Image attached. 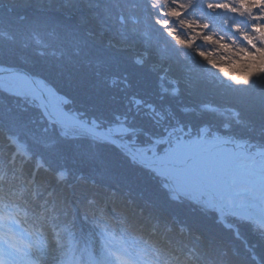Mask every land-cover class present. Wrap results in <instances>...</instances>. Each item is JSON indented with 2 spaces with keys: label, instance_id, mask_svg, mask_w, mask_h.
Masks as SVG:
<instances>
[{
  "label": "trees",
  "instance_id": "trees-1",
  "mask_svg": "<svg viewBox=\"0 0 264 264\" xmlns=\"http://www.w3.org/2000/svg\"><path fill=\"white\" fill-rule=\"evenodd\" d=\"M214 34L224 40L207 43ZM0 65L40 77L99 126L124 120L141 144L182 123L264 146V0H0ZM153 173L0 88V201L28 210L16 218L39 230V264L63 263L78 235L117 264H264L263 229L225 226Z\"/></svg>",
  "mask_w": 264,
  "mask_h": 264
},
{
  "label": "bare ground",
  "instance_id": "bare-ground-1",
  "mask_svg": "<svg viewBox=\"0 0 264 264\" xmlns=\"http://www.w3.org/2000/svg\"><path fill=\"white\" fill-rule=\"evenodd\" d=\"M1 80L9 81L15 92L33 98L36 97V88L41 87L42 95L50 102L49 113L64 122L77 118L63 106L66 98L42 79L36 77L32 80L26 75L11 73L1 74ZM139 156L153 162L156 171L163 176L181 179L198 192L209 190L215 193L222 199L216 205L223 214L248 209L251 218L264 226V205L243 202L248 196L264 197V150H250L242 144L217 143L200 137L190 142L179 139L166 154Z\"/></svg>",
  "mask_w": 264,
  "mask_h": 264
},
{
  "label": "rangeland",
  "instance_id": "rangeland-1",
  "mask_svg": "<svg viewBox=\"0 0 264 264\" xmlns=\"http://www.w3.org/2000/svg\"><path fill=\"white\" fill-rule=\"evenodd\" d=\"M136 59H137L138 63L142 64V62H143L142 58L137 57ZM7 67H9V66H7ZM3 82H5L7 84H5V83L2 84ZM44 83H46V82H44ZM47 85H49V84H47ZM6 86L11 87L12 90L7 88ZM49 86L52 87L55 90V92H57V94L64 97V95L59 93L57 91V89H55L52 85H49ZM172 86H174V87L171 89V91H172V93L176 94V92H178L177 80L172 81ZM0 88L5 90L6 92H9L11 94L13 93V94L18 95L20 97L29 95V94H23L22 95L20 93L15 92L13 90L14 86H11L9 81L1 80L0 81ZM30 98H32V97H30ZM32 100L35 101V98L34 99L32 98ZM135 100L138 104H141L140 99L136 98ZM68 102H69V99L66 98L64 103H63V106L67 107L66 105ZM150 107L153 111L154 107L153 106H150ZM203 107H205L207 109H210V108L211 109H217L215 106H211V105H204ZM232 111L234 113H237L235 110H232ZM183 112H186V110ZM158 117H160L164 120V116L161 113L158 114ZM45 118H47V117H45ZM178 119H175V120H178ZM48 120L50 121L49 118H48ZM91 121H93L95 125L96 124L100 125V123H98L96 120H91ZM178 121H175V122L178 123ZM99 128L100 129L101 128L107 129V126L104 127L101 125V126H99ZM194 128L195 127H193V126H189V128H188V127H185L184 124L178 123L174 127L173 126L167 127V129H165V136L161 137V138H157V139L155 138V139H153V142H146V144H140L136 138H130L128 144L130 147H132L134 150H136L141 156H144V157L156 156L157 154H166L168 152L169 148L174 146L175 141H178L179 139H184V140L190 142V141L198 139L200 137L205 138L209 141L213 140L215 142H222L224 140L227 142H234V143L243 144V145L245 144L247 147H249L252 150H253V148H254V150H256L257 148L264 150V146H261V145L257 144L256 142L254 143L248 139L242 140V139H238L236 137L224 135L217 128H215V125H213V124H211V125L206 124V125L201 126L200 130H198V132H196ZM66 130H68V128H66ZM69 131H76V130L69 128ZM78 131L84 132L83 130H78ZM108 131L111 132L112 134H115L116 136L123 138V139L125 137H127L128 135L134 133V129H132L129 125H127L124 122V120L120 121L116 124H112V126H110L108 128ZM89 135L90 136L92 135V137H94L93 134H89ZM76 136L80 137L79 134H77V133H76ZM94 138H96V137H94ZM161 144H163L164 147H162ZM136 163H138V162H136ZM155 171L156 170L153 171L155 173V176H157V177L159 176L158 179L160 180V182L162 181L164 187L170 191V193L173 197L180 198L181 195H185V196L190 197L191 199H194L197 203H200V204L204 203L210 209H213V210L216 209V210H218V212H220L219 209H217V205H216L217 201L215 199H213L210 195H207V194L202 195L201 192H198L195 188H189L188 186H186L183 180H181V179L179 180V179L174 178L172 176H169V177L163 176L162 174L160 175L159 172H155ZM243 202H244V204H247V203H249L251 205H258L259 204V205L263 206L264 205V197L260 196V195L248 196L247 199H245V201H243ZM13 207H14L13 210H16L17 213H19V215H21V216L26 215L28 212V210L26 208L22 207L18 203L17 204L15 203ZM76 213H75V215H77ZM7 215L10 216L9 211L7 212ZM230 215L231 214H229L228 216H230ZM77 217L79 218L80 216L77 215ZM219 220H221L225 226H229L228 224H226L222 220V217L220 216V214H219ZM20 223H21V221H20ZM257 223L259 226H262L264 229V226L262 225L261 222L257 221ZM33 228H34L33 230H35L36 233L40 234V232L37 228H35V227H33ZM25 229H23V230L29 232L27 230V228H25ZM23 230H22V228H18L15 224L5 225L4 222L0 221V254L3 252V254L5 256H7V258H9V259L1 258L0 264H16L15 260H17L16 256H18L19 251H22V254L26 257L28 256V254H30L29 256H32L33 259L36 258V256H35L36 254L39 255L38 252H39V250H41V245L43 244V241L36 240L34 238V236H31L32 239H34V246L37 247V249H31V246L29 245L30 239L25 238V236H27L28 233H24ZM236 235L238 236V231H236ZM70 240H71L70 243H71L72 249H70V248L67 249L68 253H66L65 255H66V257H68L69 260H68V263H66V264H98V260H101L102 263L108 262V258H106L105 256L101 257V255H100L101 251H99L97 256H94L93 251H92L91 247H89V245H88V247H89L88 249L82 247L84 245H82V246L77 245V247L75 248L74 243L76 241V238L73 237V238H70ZM29 246H30V248H28ZM88 255H89V257L90 256L92 257V260L87 257ZM119 259H121V257H119ZM30 264H35V263L31 262Z\"/></svg>",
  "mask_w": 264,
  "mask_h": 264
},
{
  "label": "water",
  "instance_id": "water-1",
  "mask_svg": "<svg viewBox=\"0 0 264 264\" xmlns=\"http://www.w3.org/2000/svg\"><path fill=\"white\" fill-rule=\"evenodd\" d=\"M11 73H19V74H23L28 76L29 78H31L32 80H34V75H31L27 70L25 69H21L18 67H9V68H5V67H0V76L1 74H11ZM36 96H37V100H38V104L39 106L42 108L45 116L47 118H49L52 122L59 124L60 126L64 127V128H77V129H82L84 131H86L89 134H93L94 136L98 137V138H104L109 140L110 142H114L118 147L122 148L123 151H125L131 158H133L135 161L137 160L138 162H140L141 164L145 165L146 167H153L152 163L149 161H144L142 159H140L136 154H134L128 147H126L125 145H123L122 142H120L116 137L112 136L110 133H108L107 131H105L104 129H100L99 127H97L93 122H88L87 120H84L82 118H76L73 121H68V122H64L62 121L59 117H55L53 116V114L49 113L50 110V102L48 101V99L46 97H44L42 95V89L41 87H37L36 88ZM204 193H209L211 194V196L213 198L216 199L217 202H220L222 199L218 198L216 196V194L209 190H203ZM233 215L235 216H239L243 219H253L251 218V212L247 209V210H238V212H231Z\"/></svg>",
  "mask_w": 264,
  "mask_h": 264
},
{
  "label": "clouds",
  "instance_id": "clouds-1",
  "mask_svg": "<svg viewBox=\"0 0 264 264\" xmlns=\"http://www.w3.org/2000/svg\"><path fill=\"white\" fill-rule=\"evenodd\" d=\"M204 39L207 43H210V44H212V43L220 44L221 41L224 40V37L221 36L219 39H215V34H214L212 39H208L207 37H205ZM193 43H195V41H193ZM221 46H223V45H221Z\"/></svg>",
  "mask_w": 264,
  "mask_h": 264
}]
</instances>
